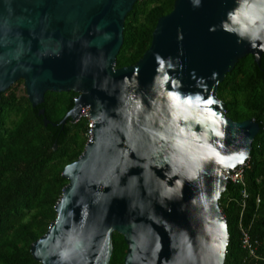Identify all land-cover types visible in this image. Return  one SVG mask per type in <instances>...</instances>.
Here are the masks:
<instances>
[{
    "label": "water",
    "instance_id": "obj_1",
    "mask_svg": "<svg viewBox=\"0 0 264 264\" xmlns=\"http://www.w3.org/2000/svg\"><path fill=\"white\" fill-rule=\"evenodd\" d=\"M137 1L0 0V94L22 79L38 107L48 91H72L79 95L61 123L78 120L85 108L92 121L89 142L62 171L68 183L56 218L31 245L40 264H109L113 233L127 245L123 264H224L229 235L218 201L229 183L224 174L242 165L228 157L245 149L249 158L260 126L227 117L217 88L239 59L252 55L258 64L264 50L237 43L221 28L235 0H200L199 6L175 0L142 58L115 68L124 21ZM157 54L172 63L167 71L180 92L211 96L227 121L223 149L206 164L199 188L185 182L182 198L162 195V182L172 187L180 177L165 175L171 172L164 162L168 149L155 136L167 115L159 84L152 90ZM166 87L173 90L171 80Z\"/></svg>",
    "mask_w": 264,
    "mask_h": 264
},
{
    "label": "trees",
    "instance_id": "obj_2",
    "mask_svg": "<svg viewBox=\"0 0 264 264\" xmlns=\"http://www.w3.org/2000/svg\"><path fill=\"white\" fill-rule=\"evenodd\" d=\"M175 0H140L124 21L123 44L115 68L134 65L149 49L159 18ZM78 93L46 92L32 107L22 79L0 94V264H40L30 251L55 220L54 207L68 181L61 174L83 152L88 119H67ZM226 116L235 122L254 120L260 126L244 169L247 197L228 183L218 201L227 221L229 242L224 264H264V53L238 60L217 88ZM44 110V116L38 111ZM43 117L51 124L44 125ZM257 199L259 203H257ZM242 230L251 250L243 248ZM109 264H123L127 245L112 235Z\"/></svg>",
    "mask_w": 264,
    "mask_h": 264
},
{
    "label": "clouds",
    "instance_id": "obj_3",
    "mask_svg": "<svg viewBox=\"0 0 264 264\" xmlns=\"http://www.w3.org/2000/svg\"><path fill=\"white\" fill-rule=\"evenodd\" d=\"M199 6L200 0H195ZM235 7L226 14V19L221 21L223 31L237 36V43L247 41L253 48L259 47L264 50V0H235ZM215 31L213 27L210 29ZM158 67L157 75L154 77L153 91H156L155 84H159L158 96L163 95L166 108V122H161V131H157L155 136L163 145L167 146L168 153L164 157V162L171 166V172L166 176H179L172 187L164 183L162 195L178 194L182 198V189L185 182L199 183L202 177L207 174L206 164L215 162V157L224 147V128L227 121L222 112L218 113L213 105H219V101L211 96L204 99L200 94H187L178 90V82L169 76V69H173L170 61H165L159 56L155 57ZM139 73V69L134 70V77ZM171 80L173 90L168 91L167 85ZM128 82V78H125ZM138 84V81L136 82ZM130 99H135L130 97ZM137 109H142L143 104L140 99H135ZM199 127V131H197ZM215 137V141H213ZM236 163L243 164L248 159L245 149L232 153L228 157ZM216 198L219 192H216ZM200 198H205V193L199 194ZM226 227V226H225Z\"/></svg>",
    "mask_w": 264,
    "mask_h": 264
},
{
    "label": "built area",
    "instance_id": "obj_4",
    "mask_svg": "<svg viewBox=\"0 0 264 264\" xmlns=\"http://www.w3.org/2000/svg\"><path fill=\"white\" fill-rule=\"evenodd\" d=\"M84 111H85V114L88 113V112H86V109ZM84 111H83V113H84ZM85 116H87V118H88V115H85ZM91 125H90V128H91ZM88 131L90 132L89 127H88ZM88 138L89 139H86V142H89L90 135H88ZM245 167H246V162L244 164H242V165L234 168L231 173L224 174L225 179H228L229 183H231L233 185H239L242 188V192H241V197L243 199V201H242V207H244V200L247 197V193L245 191V182H244V169H245ZM257 203H259V200L258 199H257ZM242 234H243V238H242L243 248L250 249V254H253L252 253V250H251V245L249 243V238H248L247 234L243 230H242Z\"/></svg>",
    "mask_w": 264,
    "mask_h": 264
},
{
    "label": "rangeland",
    "instance_id": "obj_5",
    "mask_svg": "<svg viewBox=\"0 0 264 264\" xmlns=\"http://www.w3.org/2000/svg\"><path fill=\"white\" fill-rule=\"evenodd\" d=\"M86 112H88L87 109H86ZM84 114H85V111H84V113L81 114V117H86V118H87V116H85ZM79 119H80V118H79ZM79 119H78V120H79ZM87 119H88V118H87ZM78 120H76V121H74V122H77ZM91 124H92V121L90 122V120H88V124H87V126L89 127V129H90V125H91ZM88 135H89V131H87V133H86V139H89V138H88Z\"/></svg>",
    "mask_w": 264,
    "mask_h": 264
},
{
    "label": "bare ground",
    "instance_id": "obj_6",
    "mask_svg": "<svg viewBox=\"0 0 264 264\" xmlns=\"http://www.w3.org/2000/svg\"><path fill=\"white\" fill-rule=\"evenodd\" d=\"M85 109H86V108H85ZM85 109H84V110H85ZM84 110H83V111H84ZM82 113H83V112H82ZM82 113H81V114H82ZM81 114H80V115H81Z\"/></svg>",
    "mask_w": 264,
    "mask_h": 264
}]
</instances>
